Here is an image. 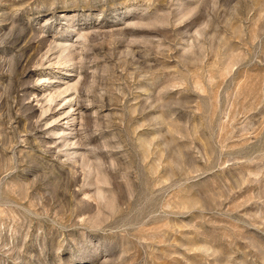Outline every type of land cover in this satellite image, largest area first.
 I'll list each match as a JSON object with an SVG mask.
<instances>
[{"label":"rangeland","instance_id":"obj_1","mask_svg":"<svg viewBox=\"0 0 264 264\" xmlns=\"http://www.w3.org/2000/svg\"><path fill=\"white\" fill-rule=\"evenodd\" d=\"M0 264H264V0H0Z\"/></svg>","mask_w":264,"mask_h":264}]
</instances>
